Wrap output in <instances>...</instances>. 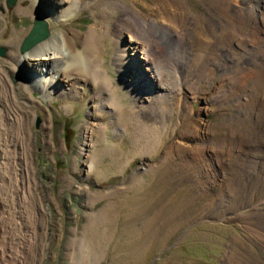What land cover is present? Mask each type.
<instances>
[{
    "label": "bare ground",
    "instance_id": "bare-ground-1",
    "mask_svg": "<svg viewBox=\"0 0 264 264\" xmlns=\"http://www.w3.org/2000/svg\"><path fill=\"white\" fill-rule=\"evenodd\" d=\"M31 1L35 3L31 16H42L39 10L42 0ZM108 1L114 2L112 7L115 11L123 6L127 8L125 16H121L112 25L117 37V54L114 60L121 71L122 68L125 70V73L122 71L121 74L127 80L121 77L120 85L138 82L141 89L146 90L142 102L134 101L136 106L127 111L132 115L127 116L128 122L136 123L137 135L134 142L138 145L146 144L143 146L146 150H152V141H157L153 147L162 143V133L159 134L162 126L149 125L139 118L138 115H145L142 111L150 114L151 105L158 106L155 114L147 116H150V119L155 118L157 123L159 120L164 123L165 117L171 119L177 111L176 108L181 105L178 92L182 95L186 93V101L190 97L198 99L202 106L193 110L190 104V113L181 118L183 123L189 121L191 126L189 131L183 134L185 142L195 145L186 147L187 149L179 145L173 147L172 151L181 152L175 156L182 163H186L180 164L181 166L187 170L191 167V175L199 177L201 173H206L207 176L206 168L212 167L213 171H209L212 177L208 178L205 190L208 191L215 184L225 190V194L219 191L222 195L220 194L217 200V209L223 213L224 206L219 204V201L224 197L234 196L236 188L232 182L235 172H232L236 171L235 167L240 166L251 176L250 167L254 165L257 179L264 175V0H233L236 4L240 2L238 7L233 6L231 0H209L207 3L201 0H152L153 2L144 5L146 13L133 4L122 3L119 6L117 2L120 4V0ZM191 1H197V10ZM47 2L46 13L42 17L49 23L51 20L57 24L67 22L70 16L91 5L88 0ZM200 8L201 13L198 12ZM107 31L109 32L108 27L96 23L86 32L75 31L76 38L83 43L81 49L77 48L70 35L63 31L51 33L47 40L30 51L12 55L16 65L10 66L14 76L17 75V68L21 64L29 68L27 71H35L37 78L32 82L33 86L28 78L23 76L24 81L38 89L45 98H51L53 95L73 98L78 95L75 85L80 82L96 88L97 91L91 98L93 106L90 117L93 122L87 126L84 145L85 149H89L85 162L91 170L96 169L95 165L99 162L97 150H92V147L98 145V137L106 135L108 125L115 124L124 131L128 127V123L123 121L126 107L118 95L114 78L104 68L102 56L105 54L104 41ZM177 43L186 51L189 45V52L193 57L188 56L187 61H184L183 56H176L174 51L179 50ZM164 47L167 48L166 53H163ZM252 47L256 49L252 50ZM221 50L224 54L220 53ZM165 55L167 59L163 57ZM229 58V63H233V66L225 65ZM222 60L224 64L221 63ZM206 61H212V65L217 68H205ZM216 69L219 75L215 73ZM148 75L151 77L150 82L146 77ZM19 76L18 72L16 78L19 79ZM157 82H161V85ZM222 89L228 93L226 97ZM214 94L215 98L210 101ZM204 95L208 96V99L203 100ZM30 98L31 102H35L32 95ZM234 99H237L238 111L229 114V118H223L219 128L214 125L212 127L210 122L204 119L208 114L209 105L217 104L216 111H228ZM206 102L208 105L203 108ZM39 104L42 102L39 101ZM64 109L72 111L70 106H65ZM104 113L114 115L111 119L113 121L110 120L107 125L99 123ZM36 117V113L29 112L19 102L13 82L0 67V264H41L43 259L45 246L41 245L39 229L43 226L45 211L37 193L38 182L30 147L33 137L31 127ZM168 128L169 126L163 124L164 131ZM250 151L255 154L244 155ZM257 155L258 161H252ZM188 157L194 159L190 160ZM227 165L233 168L230 169ZM153 169L154 167H149L144 171ZM254 176L251 180H254ZM241 178L246 176L241 174ZM262 184L249 195L248 201H243V209L241 206L234 208L235 203L228 206L230 199L227 202L224 200L226 211L221 215H229L226 217L227 221L240 222V219L246 218L240 211L244 210L245 213L252 208L263 206L264 195H259ZM248 187L250 188L251 184ZM252 223L244 221L240 224L244 231L256 240L264 241V234ZM84 235L86 237V234ZM78 242L85 248L81 260L86 263L81 264H99L100 260L94 259L91 252H87L90 251V247L87 250V242L75 239L72 244ZM71 256L73 260L74 254ZM90 258H93L94 262H90ZM235 261L236 264H241L239 258Z\"/></svg>",
    "mask_w": 264,
    "mask_h": 264
},
{
    "label": "rangeland",
    "instance_id": "rangeland-1",
    "mask_svg": "<svg viewBox=\"0 0 264 264\" xmlns=\"http://www.w3.org/2000/svg\"><path fill=\"white\" fill-rule=\"evenodd\" d=\"M88 1L91 5L70 16L67 22L57 24L50 20V23L52 34L63 31L66 35H70L69 37L74 40L79 49L82 48L83 43L76 38L75 31L86 32L95 23L109 28L110 33L107 31L104 41L105 54L102 58L104 68L114 78L118 95L126 107L123 121L128 123V127L124 131L122 127L110 124L106 135L97 138L98 145L92 147V150H97L99 162L93 170L85 162L89 149H85L84 145L87 126L93 122L90 117L93 106L91 98L95 95L96 88L80 82L75 85L78 95L73 98L56 95L45 98L38 89L25 83L23 76L29 72L25 64L17 68V75L18 72L20 74L19 79L16 78L17 75H12L10 66L16 65L12 55L22 54L20 46L32 28L31 13L35 3L31 0H21L16 8L10 11L5 6L6 0H0V48L7 49L6 55L0 56V67L13 82L19 102L29 112L37 115L31 127L33 137L30 147L38 182L37 193L45 211L43 226L39 229L41 245L45 246L41 264H75L76 261V264L86 263L85 260H81L85 248L80 242L72 244L75 239L87 242V250L90 247V251L87 252L89 254L91 252L94 259L98 258L99 264H236V258L240 259L241 264H264V241L256 240L241 226L244 221L253 222L252 224L260 230V233L264 234V205L258 209L252 208L245 213L244 210L240 211L246 216L245 219H240V222L227 221L229 215H221L225 213V205L229 199L230 203L227 205L235 203L234 208L241 206L243 201H248L256 187L264 183V175L257 179L254 165L250 167L251 176L247 175L240 166L235 167L236 171L232 172L233 174L235 172L232 182L236 188L235 197L223 196L219 204L222 203L224 206V212L218 211L217 200L222 195L220 192L225 194V190L216 184L212 185L208 191L205 190L206 183L209 182L208 178L210 179L211 176L209 171H213L212 167L206 168L207 176L206 173H201L199 177H196L191 175L193 174L191 167L187 170L180 165L186 164L175 156L181 152L172 151L173 147L179 145H182V148L185 147L184 149L195 145L185 142L183 134L189 131L191 126L189 121L183 123L182 119L190 113L191 108L198 109L202 104L194 97L186 101V94L184 102L176 108L177 111L173 117L170 119L166 116L164 123L160 120L157 123L154 121L155 118L150 119V116H147L155 114L159 109H156L158 106L151 105L150 114L142 111V114L146 116L138 115L139 118L149 125L162 126V129H159V134L162 133V143L153 147L157 141H152V150L143 149L146 144H136L134 142L137 135L136 123L128 122L127 116L132 115L127 111L136 106L134 101L142 102V97L146 96V90L141 89L138 82L120 85L121 77L127 81L121 74L122 71L125 73V70L122 68L121 71L114 60L117 54L115 45L117 37L112 25L121 16H125L127 8L123 6L115 11L112 1ZM201 1L207 3L209 0ZM151 2L153 1L120 0V4L117 3L119 6L122 3L136 5L143 13H146L144 5ZM190 3L196 10L199 8L197 1ZM231 4L240 6V2L236 4L233 0ZM23 10L24 12H21ZM198 12L201 13L202 9ZM176 45L179 50H173L175 55L183 56L184 61H187L188 56H192L189 52L191 47L188 45L186 51L180 44ZM216 46L219 47L218 43ZM255 49L252 47V50ZM166 52L167 48L164 47L163 53ZM220 53L224 54V51L221 50ZM245 53L247 54V51ZM163 57L167 59L166 55ZM230 58L225 65L233 66V63H229ZM221 63L224 64V61L222 60ZM212 64V61H206L205 68L210 70L217 68ZM215 73L219 75L217 69ZM146 77L151 79L149 75ZM158 84L161 85V82ZM159 85L158 88H160ZM224 89L222 93L226 97L228 93ZM31 95L35 98V102L30 101ZM187 95L190 94L187 93ZM213 96L210 101L215 98V94ZM206 99L208 96L204 95L203 100ZM236 100L230 101L232 102L229 106L230 111H216L218 105L212 103L208 106L209 111L204 119L209 121L212 127L214 125L219 128L223 118H229L231 117L229 114L238 111ZM39 101L42 102L41 105ZM238 102L240 103V100ZM207 105L206 102L203 108ZM65 106L72 107V111H66ZM113 116L110 113H104L99 123L107 125ZM39 119L41 123L37 128ZM201 121L203 120H199ZM57 123L60 126L55 135L54 128ZM163 124L169 126L166 131L163 130ZM248 153L244 155L255 154L252 151ZM258 156L251 160L258 161ZM164 163L166 164L163 165ZM227 166L230 169L233 168ZM149 167L154 169L149 172L144 171ZM253 170L255 176L252 173ZM241 174L246 178H241ZM252 175L254 180H251ZM263 185L259 190L261 197L264 195ZM240 208L243 209V206ZM72 254L75 260L74 258L72 260ZM94 259L90 258V262H94Z\"/></svg>",
    "mask_w": 264,
    "mask_h": 264
},
{
    "label": "water",
    "instance_id": "water-1",
    "mask_svg": "<svg viewBox=\"0 0 264 264\" xmlns=\"http://www.w3.org/2000/svg\"><path fill=\"white\" fill-rule=\"evenodd\" d=\"M20 1L21 0H6L5 6L8 10L12 11L14 8H16V6L18 5V3ZM47 1L48 0H45V1L42 0L39 4V10H40L42 16H43V14L46 13V4L48 3ZM55 8H56V6H55ZM1 10H3L2 7H1ZM47 12H49V9H47ZM42 16H34L33 17L32 28H31L29 34L27 35V37L23 40L22 45L20 46V52L22 54L30 51L36 45L47 40L51 36V24L46 19H44ZM6 52H7L6 48H0V56H5ZM22 70H21V72H22ZM23 72H24V70H23ZM24 73H26V72H24ZM36 74L37 73L35 71H29L26 73V75L24 77H27L29 82H30L33 80V78H37ZM147 80L149 81L148 77H147ZM179 95H180V97H179ZM184 95H182V93L178 94V97H179V100L181 101V103L184 102ZM40 123H41V120L39 119L38 123H37V128L40 126ZM59 126H60L59 123H57L55 125V128H54L55 135L57 134V132L59 130ZM175 130H178V129H175ZM252 151H256V150H252Z\"/></svg>",
    "mask_w": 264,
    "mask_h": 264
}]
</instances>
